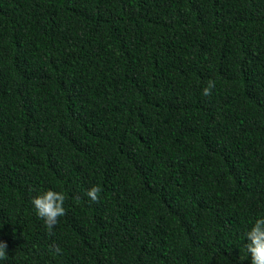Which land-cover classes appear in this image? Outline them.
Returning <instances> with one entry per match:
<instances>
[{
  "label": "trees",
  "instance_id": "16d2710c",
  "mask_svg": "<svg viewBox=\"0 0 264 264\" xmlns=\"http://www.w3.org/2000/svg\"><path fill=\"white\" fill-rule=\"evenodd\" d=\"M259 217L264 0H0V264H250Z\"/></svg>",
  "mask_w": 264,
  "mask_h": 264
},
{
  "label": "clouds",
  "instance_id": "9594fccd",
  "mask_svg": "<svg viewBox=\"0 0 264 264\" xmlns=\"http://www.w3.org/2000/svg\"><path fill=\"white\" fill-rule=\"evenodd\" d=\"M215 86V81L208 80L207 86L202 90L203 95L210 96ZM100 193L101 188L99 186H92L86 195L92 202H99ZM65 201V193L54 190H47L32 199L36 214L44 221L49 235L52 234L53 229L58 224L59 218L66 215ZM245 238L247 240L245 247L249 254L250 264H264V217L255 220L250 230L245 233ZM7 248V243L0 240V260L7 259ZM53 251L55 254H59L61 249L56 246Z\"/></svg>",
  "mask_w": 264,
  "mask_h": 264
}]
</instances>
